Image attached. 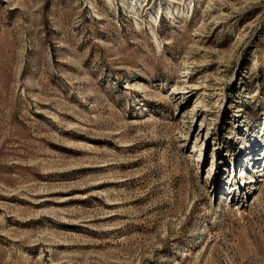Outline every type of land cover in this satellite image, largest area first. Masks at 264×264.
I'll use <instances>...</instances> for the list:
<instances>
[{"label":"rangeland","instance_id":"obj_1","mask_svg":"<svg viewBox=\"0 0 264 264\" xmlns=\"http://www.w3.org/2000/svg\"><path fill=\"white\" fill-rule=\"evenodd\" d=\"M0 264H264V0H0Z\"/></svg>","mask_w":264,"mask_h":264},{"label":"bare ground","instance_id":"obj_2","mask_svg":"<svg viewBox=\"0 0 264 264\" xmlns=\"http://www.w3.org/2000/svg\"><path fill=\"white\" fill-rule=\"evenodd\" d=\"M253 154V152L250 153V155ZM254 161V160H253ZM255 163H256V159H255ZM244 175V174H243ZM254 183V179L253 178H250L249 181L247 182V185H250ZM235 189V188H234Z\"/></svg>","mask_w":264,"mask_h":264}]
</instances>
